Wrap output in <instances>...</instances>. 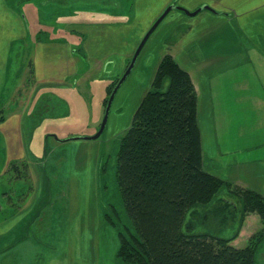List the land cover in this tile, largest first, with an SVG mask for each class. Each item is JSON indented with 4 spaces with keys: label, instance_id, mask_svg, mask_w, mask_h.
<instances>
[{
    "label": "rangeland",
    "instance_id": "rangeland-1",
    "mask_svg": "<svg viewBox=\"0 0 264 264\" xmlns=\"http://www.w3.org/2000/svg\"><path fill=\"white\" fill-rule=\"evenodd\" d=\"M5 1L7 6L23 17L29 30L28 43L31 40L45 42L57 39L81 45L82 50L74 59L76 68L81 67L80 71L87 66L88 54L83 42L88 34L79 31L84 27L76 24H123V21L131 18L132 0ZM73 24L76 29L69 28ZM161 28L153 31L137 58L138 62L136 60L135 73L140 67L141 71L145 69L141 79L137 77L139 83L148 84L150 80L151 74H147L152 72L157 62L151 52L160 44L158 34ZM132 33H129L128 39H131ZM131 58L125 63L124 70ZM13 59L17 71L6 73L5 82L12 90L17 88L19 95L13 97L12 109L0 104V116L5 118L15 108L24 106L34 84H37L32 49L29 46L21 48ZM135 66L136 63L131 73ZM123 72L117 76L118 80ZM81 76L79 73L71 76L68 80L71 86L40 87L31 97L33 104L27 113L26 129L32 132V138H27V145L30 159L40 160L49 182L42 183L41 193L34 191L26 158L14 160L16 162L3 167L6 154L1 143L3 137L0 138V170L3 172L0 174V223L10 219L0 224V264H146L140 253H135L134 258L129 260L117 252L120 233L135 241V231L117 185L116 156L121 137L135 112V91L139 87L128 84L129 79L126 78L114 96L103 132L97 139H88L99 128L93 124H100L103 118L111 80L88 78L81 83ZM6 97L5 89L1 100L5 102ZM224 122L221 112V116L215 120L219 124L213 129L216 139L213 143L221 151L219 160L223 164H228L229 160L260 156V146L248 149L255 144L241 140L243 138L238 140L236 136L230 141L229 128L224 126ZM77 141L92 143L82 145ZM201 149L205 168L212 166L213 148L201 146ZM43 172L41 170V175ZM89 185L91 190H88ZM87 194L92 206L86 204ZM237 198L240 200V196H235L229 189L220 188L208 201L188 210L183 229L186 232H205L233 238L231 243L237 247L248 243L255 248L254 263L264 264V222L257 213L243 214ZM84 212V218L92 221V234L95 235L89 241L90 252L87 253L82 252L84 248L75 238V233L66 232L69 228L74 230L76 221L81 219ZM13 222L16 223L9 228L17 226L19 237L11 235V229L9 233L2 232ZM23 229L26 230V238L31 237L26 243L29 244L27 247L23 242L19 243L24 239ZM34 249L36 254L31 252Z\"/></svg>",
    "mask_w": 264,
    "mask_h": 264
},
{
    "label": "crops",
    "instance_id": "crops-1",
    "mask_svg": "<svg viewBox=\"0 0 264 264\" xmlns=\"http://www.w3.org/2000/svg\"><path fill=\"white\" fill-rule=\"evenodd\" d=\"M169 4H176L188 11H194L202 5L211 9H201L194 15L174 9L159 23L156 29L162 27L158 34L160 44L151 52L157 62L152 72L147 74H151L148 84L137 80V77L141 79V75L145 73V69L141 71V67L135 73L138 60L135 70L127 77L128 84L134 88L139 87L135 91L134 111L149 90L162 56L170 54L190 74L195 86L201 146L214 150L212 166L206 169L222 180L264 195V0H132L129 14L131 18L123 21V24H76L84 27L79 31L88 34L83 36V48L88 54L84 71H80L81 67L76 68L74 61L76 54L82 50L81 45L57 39L45 42L31 40L28 43L29 30L23 17L7 6L5 0H0V104L12 109L13 97L19 95V90H12L5 81L6 73L17 71L14 69L13 55L23 47L29 46L32 49L37 82L23 107L15 108L6 118L0 116V138L3 137L1 143L6 154L3 167L14 160L26 158L34 191L41 193L42 183L48 182L46 170L40 160L30 159L27 145V138H32V132L26 129L27 113L33 104L31 97L43 86H71L68 80L77 73L82 75L79 78L81 83L88 78H106L112 83L123 72L125 63L134 53L146 30ZM74 25L69 28L76 29ZM129 33H132V40L128 39ZM4 88L7 90L5 102L1 100ZM221 112L225 121L223 124L229 128V140L233 141L236 136L238 140L243 138L241 140L255 144L248 149L260 146V156L229 160L228 164L219 160L221 151L213 143L216 140L213 129L219 124L215 120L221 116ZM93 125L98 127L100 124L98 122ZM72 138L74 137L70 139ZM77 143L87 145L92 142ZM41 170L44 171L42 175ZM2 173L0 170V174ZM88 190H91L90 185ZM88 195L86 204L92 206L87 199ZM84 214L85 212L76 221L74 230L69 228L66 232L75 233V238L79 239L80 246L84 248L82 252L87 253L90 252L89 241L95 235L92 234V221L84 218ZM15 223L9 224L2 232L9 233L11 229V235L19 237L17 226L9 228ZM26 235V230L23 229L24 239L19 243L23 242L27 247L29 244L26 243L31 237L26 238ZM35 249L31 251L34 254L37 252Z\"/></svg>",
    "mask_w": 264,
    "mask_h": 264
},
{
    "label": "trees",
    "instance_id": "trees-1",
    "mask_svg": "<svg viewBox=\"0 0 264 264\" xmlns=\"http://www.w3.org/2000/svg\"><path fill=\"white\" fill-rule=\"evenodd\" d=\"M116 179L135 231V241L118 235L119 256L131 260L140 253L146 264H255L248 243L237 247L233 238L183 229L188 210L220 188L240 196L243 214L257 213L264 222V195L205 168L195 86L168 53L121 137Z\"/></svg>",
    "mask_w": 264,
    "mask_h": 264
},
{
    "label": "water",
    "instance_id": "water-1",
    "mask_svg": "<svg viewBox=\"0 0 264 264\" xmlns=\"http://www.w3.org/2000/svg\"><path fill=\"white\" fill-rule=\"evenodd\" d=\"M174 9H178V10H183L187 15H194L195 13H197L199 10L201 9H211L209 6L207 5H202L199 8H197L194 11H188L176 4H169L164 10L163 12L156 18V20L151 24V26L148 28V30L145 32L144 36L142 37L141 41L139 42V44L137 45V48L135 49L132 58L127 66V68L125 69V71L123 72L122 76L120 77V79L117 81V83L115 84L114 88L112 89L107 103H106V107L104 110V115L103 118L101 120L100 126L97 130V132L94 135H91L89 137H87L88 139H96L100 136V134L103 132L106 123H107V119H108V114H109V110H110V106L112 104V101L114 99V96L117 92V90L119 89V87L121 86V84L124 82V80L126 79V77L128 76V74L130 73V71L132 70L135 61L141 51V49L143 48L144 44L146 43V41L148 40V38L150 37V35L153 33V31L156 29V27L159 25V23L164 19V17L171 11ZM77 138V137H75Z\"/></svg>",
    "mask_w": 264,
    "mask_h": 264
},
{
    "label": "flooded vegetation",
    "instance_id": "flooded-vegetation-1",
    "mask_svg": "<svg viewBox=\"0 0 264 264\" xmlns=\"http://www.w3.org/2000/svg\"><path fill=\"white\" fill-rule=\"evenodd\" d=\"M144 45H145V44H144ZM143 48H144V46H143ZM143 48H142V49H143ZM142 49H141V50H142ZM140 53H141V51H140ZM140 53H139V55H140Z\"/></svg>",
    "mask_w": 264,
    "mask_h": 264
}]
</instances>
